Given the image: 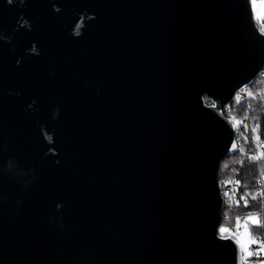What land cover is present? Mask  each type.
<instances>
[{"label": "water", "instance_id": "water-1", "mask_svg": "<svg viewBox=\"0 0 264 264\" xmlns=\"http://www.w3.org/2000/svg\"><path fill=\"white\" fill-rule=\"evenodd\" d=\"M263 67L249 0H0V264H243L223 109Z\"/></svg>", "mask_w": 264, "mask_h": 264}, {"label": "trees", "instance_id": "trees-1", "mask_svg": "<svg viewBox=\"0 0 264 264\" xmlns=\"http://www.w3.org/2000/svg\"><path fill=\"white\" fill-rule=\"evenodd\" d=\"M261 21H255V25L260 29ZM261 82H253L247 86L249 92L239 102H231L228 111L224 112L227 117L240 118L244 115L249 116V130L242 138V151L223 159L220 162L217 178H237L239 189L236 201L229 206H225L221 213V223L218 228L220 236H226V232L221 229H229L237 226V218H239V228L244 224L250 231V236H260L264 241V210L261 213L260 198L257 196V179L264 173V157L258 146L264 141V97L260 96ZM206 104H211L209 98L204 97ZM253 129H256L253 132ZM236 135L238 132H236ZM239 138V137H238ZM259 156L260 159H250ZM225 168V170L222 169ZM241 197H245V203H242ZM254 217L259 221L258 224L253 223L247 218ZM234 239L235 237L232 236ZM248 261V260H247ZM264 261V257L260 258ZM247 264H251L247 262ZM260 264V263H259Z\"/></svg>", "mask_w": 264, "mask_h": 264}, {"label": "built area", "instance_id": "built-area-1", "mask_svg": "<svg viewBox=\"0 0 264 264\" xmlns=\"http://www.w3.org/2000/svg\"><path fill=\"white\" fill-rule=\"evenodd\" d=\"M262 33H264V20H262L261 22V27L259 29ZM258 80L261 82V88H260V96L264 97V67L261 69L258 77L256 78V80L254 82H258ZM249 92V90L247 89V87H244L241 90H238L235 92L232 102H239L241 101L244 96ZM228 106H225L223 109V112L228 111ZM227 117V116H226ZM228 120L233 124L234 130H235V135L236 132H238V134L240 133V135H236V146L234 149V154L238 153L240 151H242V138L246 135V133L249 130V116L248 115H244L240 118H236V117H227ZM236 121H239L240 123L237 124ZM239 137V138H238ZM260 152L262 153L263 157H264V141H262L259 146H258ZM223 170H225L224 167H222ZM218 186H219V190L220 193L223 197V208L225 206H229L232 205L235 201H236V196H237V192L239 189V182L237 178H221L220 180H218ZM257 196L260 198L261 204H264V181H263V174L260 175V177L257 179ZM246 198L244 197V199H242V203H245ZM264 207L261 206V213H263ZM239 227L235 226V227H231L228 229V231H226V236L223 237H232L237 233ZM248 233L250 235V231L248 230ZM251 237V236H250ZM252 239H256L257 241H263V239L260 236H255V237H251ZM260 247V244H252L250 247V251L253 253V255L248 257V261L251 264H259L260 258H263L264 255L261 256H257L256 253V249Z\"/></svg>", "mask_w": 264, "mask_h": 264}, {"label": "snow or ice", "instance_id": "snow-or-ice-1", "mask_svg": "<svg viewBox=\"0 0 264 264\" xmlns=\"http://www.w3.org/2000/svg\"><path fill=\"white\" fill-rule=\"evenodd\" d=\"M251 2H252V6H253V12L255 13L257 19L258 20H264V13L256 12L257 0H251ZM259 2H260V6L262 8H264V0H259ZM236 123L239 124L240 122L236 121ZM255 131H256V129H253V132H255ZM233 147H235V145H233ZM250 159L256 160V159H260V157L259 156H255V157H251ZM241 199H244V197H241ZM247 219L251 220L253 223H256V224L259 223V221L256 220L252 216H249ZM237 227H239V218H237ZM226 231H228V229H224V228L221 229V232H226ZM237 243L240 246L243 264H247L248 257L253 255V253L251 251L247 250V248L245 246V243H243L241 240L238 239ZM247 243L249 245H251V244H260V247L256 249V253L255 254L258 257L261 256V255H264V241H257L256 239H252L249 236V239H248ZM260 264H264V261H261Z\"/></svg>", "mask_w": 264, "mask_h": 264}, {"label": "rangeland", "instance_id": "rangeland-1", "mask_svg": "<svg viewBox=\"0 0 264 264\" xmlns=\"http://www.w3.org/2000/svg\"><path fill=\"white\" fill-rule=\"evenodd\" d=\"M249 3H250V5H251V9H252V17H253V20H255V21H261V20H258L257 19V17H256V15H255V13L253 12V6H252V2H251V0H249ZM256 12H260V13H264V8H262L261 6H260V2H259V0H257V6H256ZM249 233H248V228H247V225H243V226H241L240 228H238V230H237V233L234 235V237H235V239L236 240H241L243 243H245V246H246V248H247V250L248 251H250V247H251V245H249L248 243H247V241H248V239H249Z\"/></svg>", "mask_w": 264, "mask_h": 264}]
</instances>
